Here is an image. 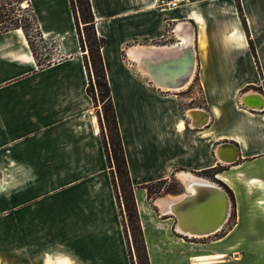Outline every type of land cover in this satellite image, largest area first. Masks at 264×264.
Returning <instances> with one entry per match:
<instances>
[{
  "label": "crops",
  "instance_id": "crops-1",
  "mask_svg": "<svg viewBox=\"0 0 264 264\" xmlns=\"http://www.w3.org/2000/svg\"><path fill=\"white\" fill-rule=\"evenodd\" d=\"M27 1L42 38L58 42V59L39 68L20 28L0 34V135L8 141L0 155L13 150L16 164L66 167L55 175L66 181V246L78 247L79 264H130L73 15L66 29L69 0ZM113 3L105 0L104 9L90 0L95 31L105 38L101 53L150 264H192L197 255L222 254V241L264 245V92L258 90L264 91V0H240L247 30L235 0H180L174 8L158 0ZM107 28L113 30L112 48ZM127 47L161 48L166 59L158 70L177 66L169 72L173 81L185 68L174 61L184 48L192 49L194 68L181 88L167 91L147 73L152 51H138L146 60L141 69L128 53V63L123 59ZM194 81L202 105L182 109L179 95ZM179 170L229 196L234 224L208 243L178 238L171 222L152 217L157 203L149 208L145 189L137 187ZM180 182V194L189 193L188 183ZM161 215L174 225L173 212ZM35 224L40 227L30 218L28 227ZM63 253L57 261L74 264ZM219 258L207 264H222Z\"/></svg>",
  "mask_w": 264,
  "mask_h": 264
},
{
  "label": "rangeland",
  "instance_id": "rangeland-1",
  "mask_svg": "<svg viewBox=\"0 0 264 264\" xmlns=\"http://www.w3.org/2000/svg\"><path fill=\"white\" fill-rule=\"evenodd\" d=\"M25 1L26 0H0V34L10 30L13 31L16 28H21L19 25H22L25 28V31L32 43L38 67H44L54 60L58 59V42L54 39L46 40L37 36L34 23L35 21L32 17V15L34 14L31 11V7L30 5H28V3L24 5ZM104 1L105 0H94V3L97 8L105 9L106 5H104ZM235 3L238 13L242 18V22L244 23L245 20L240 0H235ZM113 5H117V0H114ZM69 10L70 9L68 6L66 8V29H68L69 27V16L72 15L69 13ZM82 25L83 24L79 21V27L81 31ZM21 30L25 36L22 28ZM105 32L107 35L106 39L109 41V47L112 48V42L114 41V37L112 34L113 30L111 32V30L107 28ZM67 34L70 37V34ZM81 34L83 35L82 32ZM159 43L160 42H158V44ZM127 51L128 47L125 51H121V55L126 63H128ZM81 52L82 56L83 53H85V55L87 54L86 50ZM90 68L89 74L87 72V68L85 69L87 74V81L89 80V78L91 80L89 89L92 91L95 98L92 99L89 94H87L92 100V108L98 119L99 134L102 140L104 153V168L111 179L113 176H115L116 171L113 166L110 152V160H108L105 151V143L106 147L109 148L110 142V133L102 117V108L106 103L102 102V100L98 98L100 88H98V86H96V84L94 83V75L91 73ZM133 70L136 73L138 72V70L134 67ZM88 75H90V77ZM258 90H260V92H264L262 87H259ZM179 100L181 103L180 107L182 109L189 104H194L193 106L202 105L201 103L203 101V98L196 81L193 82L190 88L181 92V94L179 95ZM5 137L7 138L8 136L5 135ZM3 146H5V148L8 147V141L4 139V135H0V147L2 148ZM4 153L5 156L0 155V264H64V262L57 261V258L62 256L65 250L66 256L71 258L74 264H79L77 253L78 247L66 246L65 177L64 175L61 177L55 176L56 174H64V172H66V167L63 168L54 166L20 165L16 164L12 159L14 155L13 150H11L10 152L4 151ZM114 181L116 185L118 183L116 177L114 178ZM111 185L115 201L117 203L123 232L125 228L129 238V222L126 219V215L124 212L122 197L118 192L119 188L117 187L116 195V191L113 187L114 185L112 184V181ZM132 187L134 194L133 184ZM137 187L139 189H145V200L147 205L148 203L150 205H153L154 203H156V199L158 197L165 196L166 194H180V192H182L184 189L180 182V179L176 178V176L173 175L166 179H159L147 183H142ZM28 205L31 206L32 210L28 207ZM156 205H153L154 212L151 210L152 217L162 220L161 222L163 223L171 222V231L173 229H176V226L175 224L173 225L172 220L164 221L166 216L161 215V210L159 209V206ZM50 209L56 211L63 210V212L53 213ZM47 210H50V212L47 213ZM30 218H34V221L40 222V227L38 226V224H35L36 228L32 226L28 227V221H30ZM234 219L235 213L233 207L231 206L229 209L228 218L221 228L222 235L233 226ZM47 222H52L49 228H47ZM167 229V232H169V228ZM176 231L178 230L176 229ZM173 232L176 236H178V238L185 240L184 242H194L196 245L210 242V240L214 239L215 236H217L219 233L217 232L215 234H210L209 236H205L202 238H195L183 234L181 235V233H176L174 230ZM75 250L76 252H73ZM222 254H224V257L222 258V264H264V245H229L225 241H222ZM132 258L135 261L134 255ZM193 258H191L192 264L194 262ZM215 259V261H217V259L220 258L218 257ZM68 263L69 261L66 258V264ZM156 264L159 263L156 262Z\"/></svg>",
  "mask_w": 264,
  "mask_h": 264
},
{
  "label": "trees",
  "instance_id": "trees-1",
  "mask_svg": "<svg viewBox=\"0 0 264 264\" xmlns=\"http://www.w3.org/2000/svg\"><path fill=\"white\" fill-rule=\"evenodd\" d=\"M69 5L73 15L80 49L82 51L85 50L87 51V54L85 55V53H83L82 56L84 66L85 68H87L88 74H89V68L91 67L90 71L94 75V83L96 84V86H98V88H100V91L98 93V98L101 99L102 102L106 103L103 105L102 108V117L110 133L109 136L110 142H109V148L106 147V143H105V151L108 160H110L109 155L111 154L113 166L116 171V174L111 178V181L112 184L114 185L113 187L116 191V195H117V187L119 188L118 192L122 197L124 212L126 215V219L129 222L128 228H129L130 239L128 238L125 228H124V232L126 236L127 251H128L130 263L150 264L148 252L136 208V202L133 194V187L130 181L124 149L118 131L116 115L110 94V87L108 85L106 71L101 53V48L105 44V38L103 36L97 35L95 31L94 15L91 9L90 0H69ZM32 17L34 18L33 20L35 21L34 23H35V30L37 36L39 38H42L41 33L38 29L35 16L32 15ZM79 21L83 24L82 31L79 27ZM243 24L245 30H247L245 22ZM19 26L23 29L25 33L27 44L37 63L32 43L25 31V28L22 25ZM81 32L83 33V35L81 34ZM249 43L251 50L254 53V45L252 44L251 41H249ZM88 76L90 77V75ZM90 85H91V80L89 78L87 85V93L93 99L95 97L92 91L89 89ZM115 177L117 178V182H118L116 185L114 181ZM133 255L135 256V261L132 258Z\"/></svg>",
  "mask_w": 264,
  "mask_h": 264
},
{
  "label": "bare ground",
  "instance_id": "bare-ground-1",
  "mask_svg": "<svg viewBox=\"0 0 264 264\" xmlns=\"http://www.w3.org/2000/svg\"><path fill=\"white\" fill-rule=\"evenodd\" d=\"M179 1L180 0H177V2H179ZM26 4H27V2L25 1L24 5H26ZM174 7H172V8H174ZM185 41H186V39H185ZM135 50H137V51H135ZM138 51H141V52L139 53ZM150 51H152L150 58H151V56H153L155 58L154 64L160 63L161 60L166 59L165 56H163L162 49L159 47H152L151 50L147 47L146 48L145 47L140 48V49L139 48H134V49L129 48L127 52H128L130 57L135 58L137 60L138 66L141 69H143V67H146V65H145L146 60L144 59L143 56H139V55L137 56V54L138 53L143 54L144 52H150ZM192 57H193V55H192ZM149 61H150V59H149ZM190 63H192L191 56L189 57L188 63L184 64L185 68L181 69V71L176 73L175 75L178 76V74L181 75V74H183V72L185 73L186 69H187L186 67ZM166 65H168V63ZM193 66H194V63H193ZM170 68H171L169 70L170 73H172V72L174 73L178 69L177 66L176 67H170ZM149 69L146 67L147 73L151 74L152 72H150ZM165 69L167 70L168 67ZM169 72H167V73L162 72V75H160V76L164 77V75H165L169 78L171 76V74ZM184 77L185 76H183L182 78L180 77V78H178V80L179 79L181 80ZM170 79L173 80L174 78H170ZM184 83H185V81H184ZM157 84H159V83H157ZM170 85L171 84H169V86L168 85H166V86L162 85L161 87L167 89V91H170V89H177V88L182 87V85H178L175 87H170ZM258 98H259V96H258ZM260 102H261L260 99L253 101V103L255 105H259ZM234 157L236 158L235 153L230 157L229 161L226 163L234 161L235 160ZM176 176L180 180H182L183 182H185V183L187 182L188 183L187 186L191 191H189V193L179 194L178 196H173V195L167 194L165 196L159 197L158 199H156V203L159 206L160 210L173 212L174 224L176 226V229L178 230L179 233H181L183 235L192 236L195 238H202L205 236H209L210 234H213V233L217 232L218 230H220L228 218V213H229V209H230V199H228L229 196L226 195L225 193H223L224 191L220 190V189L218 191L220 194L217 193L216 189L213 188L214 189L213 190L212 188H209L210 186H208V185L207 186L206 185L201 186L200 188H199V186L197 187L196 185L195 186L192 185V183L195 181L203 182L204 184H206V183L204 182V180H198L197 178H194V176L190 175L187 172L179 171V172H177ZM193 187L196 188L197 190L200 189L201 191L200 190L197 191ZM192 188H193V190H192ZM192 196H193V198H192L193 200L190 201V203H187L185 198L186 197L190 198ZM180 199H182V200L178 202V205H176L175 207H169V205L172 202L178 201ZM203 232H207V233H203ZM218 257L223 258L224 254L197 255L193 258V261H194L193 264H207V263H211V262H216L215 258H218Z\"/></svg>",
  "mask_w": 264,
  "mask_h": 264
},
{
  "label": "water",
  "instance_id": "water-1",
  "mask_svg": "<svg viewBox=\"0 0 264 264\" xmlns=\"http://www.w3.org/2000/svg\"><path fill=\"white\" fill-rule=\"evenodd\" d=\"M182 48V47H181ZM184 50V52H182V54L180 55V56H178V57H176L175 59H174V61H176V62H182V64L184 63H187V61H188V58H187V55H189V56H191V58H192V63H190V64H188L187 65V69H186V72L184 73L183 72V74H181V75H179L177 78H179V77H183V76H185L183 79H179L178 81L176 80V82L175 81H173V80H170V79H168V77H166L165 75V77L164 78H162L160 75H162V72L160 73V72H158L159 70H158V66L159 65H161L162 64V62H160V63H158V64H154V65H152V64H149V68H150V72H152L153 74V77L159 82V83H161V84H163V85H168L169 86V84H171L170 85V87H175V86H178V85H182L183 83H184V81H186L187 80V78H189V76H188V74L189 73H191L192 72V70H193V63H194V59H193V57H192V55H194L193 54V51H192V49H190V48H187V49H183ZM168 66H170V65H168ZM206 184H204L203 182H198V181H195V182H193L192 183V185H196L197 187L199 186V187H201L200 185H202V184H204V185H208V186H210L209 188H214V189H216V191H217V193H219L218 191H219V189L220 190H223L224 191V189H221L220 187H217V186H215V185H212V184H209L208 182H205ZM198 184V185H197ZM194 188V187H193ZM194 189H196V188H194ZM213 189V190H214ZM197 190V189H196ZM198 190H200V189H198ZM197 190V191H198ZM201 191V190H200ZM223 193H225L226 195H228L225 191L223 192ZM220 194V193H219ZM228 197V196H227ZM193 196L192 197H190V198H188V197H186L185 199H186V202L187 203H190V201H192L193 199ZM184 199V200H185ZM229 199V198H228ZM178 203V202H177ZM176 203V204H177ZM176 204H175V206H176ZM203 233H207V232H203Z\"/></svg>",
  "mask_w": 264,
  "mask_h": 264
},
{
  "label": "built area",
  "instance_id": "built-area-1",
  "mask_svg": "<svg viewBox=\"0 0 264 264\" xmlns=\"http://www.w3.org/2000/svg\"><path fill=\"white\" fill-rule=\"evenodd\" d=\"M177 4H178L177 0H158V5L162 6V7L172 8V7L176 6Z\"/></svg>",
  "mask_w": 264,
  "mask_h": 264
},
{
  "label": "flooded vegetation",
  "instance_id": "flooded-vegetation-1",
  "mask_svg": "<svg viewBox=\"0 0 264 264\" xmlns=\"http://www.w3.org/2000/svg\"><path fill=\"white\" fill-rule=\"evenodd\" d=\"M230 206H231V204H230ZM229 214V213H228Z\"/></svg>",
  "mask_w": 264,
  "mask_h": 264
}]
</instances>
